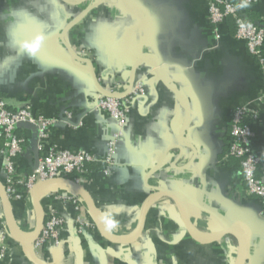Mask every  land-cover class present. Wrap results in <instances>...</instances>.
Wrapping results in <instances>:
<instances>
[{
  "label": "crops",
  "instance_id": "obj_1",
  "mask_svg": "<svg viewBox=\"0 0 264 264\" xmlns=\"http://www.w3.org/2000/svg\"><path fill=\"white\" fill-rule=\"evenodd\" d=\"M208 4L209 0H0V100L10 109L29 103L35 114L46 118L70 112L71 120L53 128L50 142L103 157L116 121L93 107L98 92L90 67L76 60L61 39L63 31L91 9L66 32L64 42L90 61L100 90L120 93L131 81L133 88L142 89L127 117L115 165L108 173L89 171L82 183L100 213H112L118 221L111 232L131 233L142 203L152 193L149 187H163L184 201L198 233L211 237L225 227H236L247 241L246 264H264V209L247 192L239 160L224 161L232 113L247 108L258 114L252 145L263 155L264 169V47L261 63L234 38L229 21L218 27L209 23ZM248 12L264 27V0ZM155 62L161 77L155 73ZM17 131L27 143L17 171L31 175L37 133ZM2 166L0 152L4 178ZM50 193L52 198L75 193L61 187L40 192L43 209L53 204L66 220L59 245L48 244L37 258L31 245L9 237L0 264H76L71 238L77 213L47 199ZM81 206L80 213L92 224L83 234L76 232L82 264H101L98 249L108 264H234L240 251L234 236L208 245L194 242L176 205L166 198L152 205L143 233L132 245L108 243L83 202ZM12 211L18 226L30 235L36 218L29 193L12 203ZM4 227L0 203V236Z\"/></svg>",
  "mask_w": 264,
  "mask_h": 264
},
{
  "label": "built area",
  "instance_id": "obj_2",
  "mask_svg": "<svg viewBox=\"0 0 264 264\" xmlns=\"http://www.w3.org/2000/svg\"><path fill=\"white\" fill-rule=\"evenodd\" d=\"M260 2V0H209L208 21L218 27L228 18L234 20V38L245 43L251 56L259 58L263 63L262 49L264 47V27L249 19L247 9ZM216 38H219L216 35ZM109 95L103 97L98 94L93 107L116 121L117 130L106 145L103 157L98 158L88 150L71 151L50 142L53 128L59 124L68 122L72 118L70 112H64L60 116L46 118L41 114H35L29 103H24L16 109L7 107L0 100V152L3 156L2 170L4 173V186L11 204L20 201L24 193H29L33 185L57 177L70 180L82 185L88 173L87 164L101 162L104 164L103 172L108 173L115 165V157L119 141L124 137L126 120L130 113L135 97L142 93L140 86L131 88L126 86L120 93L104 91ZM256 111L247 108H239L233 111L230 122V142L224 156V161L230 158L239 160L240 174L249 195L257 198L264 209V169L263 155L253 148L255 137L252 125L257 121ZM28 123L36 130V151L38 152V166L31 175L22 176L17 171L19 156L26 148L24 138L17 135V126ZM52 198V194L47 199ZM53 201L61 205H69L73 208L70 199L65 195L53 196ZM41 202H43L41 200ZM74 209V208H73ZM76 211V232L83 234L92 224L84 222ZM66 226V220L53 204L44 210V226L39 239L32 245L35 248L46 246L50 243L59 245L60 234ZM9 238L4 227L0 236V261L4 259L7 246L5 241ZM43 250L34 249V257L41 256ZM41 261V260H40ZM41 264H47L42 261Z\"/></svg>",
  "mask_w": 264,
  "mask_h": 264
},
{
  "label": "water",
  "instance_id": "obj_3",
  "mask_svg": "<svg viewBox=\"0 0 264 264\" xmlns=\"http://www.w3.org/2000/svg\"><path fill=\"white\" fill-rule=\"evenodd\" d=\"M91 9H87L80 15L77 19H75L62 33L61 39L63 41V44L67 48V50L74 56V58L78 61L85 62L86 64L89 65L90 67V75L92 77V80L94 82V85L96 87V90L98 94L102 95L103 97H108L106 93L101 91L98 86H97V80L96 76L94 74L92 65L90 61L81 59L78 57L72 50L71 48L64 42V35L66 34L67 31H69L74 25L78 23V21L81 19L83 15H85L87 12H89ZM154 60V59H153ZM156 68H155V73L161 77V71L159 69V64L155 62ZM133 86V81H131V84L129 85V90ZM19 128H26V129H33V126H31L28 123H21L17 126V129ZM183 147V144H180L178 147L179 150ZM38 152H37V158L35 161V168L38 166ZM160 168V167H159ZM46 187H61L68 189L75 193L76 195L79 196L81 201L85 204L89 215L91 217V220L93 222V225L95 226L97 232L99 235L105 239L108 243L114 244V245H132L136 243L139 238L141 237L143 230H144V225L146 221L147 214L149 213L152 205L161 198H166L171 200L177 207L183 228L185 229L186 233L192 239L194 242L202 245H208L212 243L219 242L221 239H223L225 236H234L240 246V251L238 254V257L235 261L234 264H246L247 260V241L243 233L237 229L236 227L229 226L225 227L222 230L218 231L215 235L211 237H203L200 233H198L191 221L190 218V213L188 211V208L184 201L173 191H170L166 188L163 187H149L152 193L147 196V198L144 200L142 203L139 214H138V220H137V225L133 229L131 233L128 235H117L114 234L111 231H107L104 227V225L100 222L99 217L102 215L98 208L96 207L94 201L91 199L90 195L88 192L82 187V185L76 184L70 180L64 179L57 177L52 180L44 181V182H38L35 185L32 186V188L29 191L30 199H31V204L35 213V229L34 233L32 236H28L27 233L23 232L21 228L18 226L17 222L15 221L13 211H12V204L9 201L6 191H5V186L4 183L0 180V203L2 207V212H3V218H4V223L5 227L7 230V233L9 237L16 243L20 244H29L33 245L40 237L43 226H44V209L42 206V202L40 199V192L43 188ZM75 235L72 236V250L75 256V262L76 264H82V259L81 255L79 253V247L77 243V233L75 231ZM98 255L101 264H108L107 263V258L105 257L103 251L101 249H98ZM130 264H151L150 261H130Z\"/></svg>",
  "mask_w": 264,
  "mask_h": 264
},
{
  "label": "rangeland",
  "instance_id": "obj_4",
  "mask_svg": "<svg viewBox=\"0 0 264 264\" xmlns=\"http://www.w3.org/2000/svg\"><path fill=\"white\" fill-rule=\"evenodd\" d=\"M33 172H34V170H33ZM69 199H70V202H71V204L73 205V208L75 209L76 208V210L77 211H79V215L82 217V220H84V222H87V223H91L90 222V220H89V218H86V217H84L81 213H80V210H81V203H82V201H81V199L78 197V196H76L75 194H72V195H66ZM34 226H35V221H33L32 222V228H34ZM47 246V245H46ZM46 246H43V247H40V248H35V246H32L33 247V250L35 249H38V250H45L46 249ZM41 255H42V253H41ZM40 263H42V261H40Z\"/></svg>",
  "mask_w": 264,
  "mask_h": 264
},
{
  "label": "clouds",
  "instance_id": "obj_5",
  "mask_svg": "<svg viewBox=\"0 0 264 264\" xmlns=\"http://www.w3.org/2000/svg\"><path fill=\"white\" fill-rule=\"evenodd\" d=\"M100 222L107 231H112L118 227V221L113 218L112 213H105L99 217Z\"/></svg>",
  "mask_w": 264,
  "mask_h": 264
},
{
  "label": "trees",
  "instance_id": "obj_6",
  "mask_svg": "<svg viewBox=\"0 0 264 264\" xmlns=\"http://www.w3.org/2000/svg\"><path fill=\"white\" fill-rule=\"evenodd\" d=\"M247 16L249 17L250 20L254 21V19L250 16L249 12L247 13ZM226 21H229L233 27V30L235 32V26H234V20L232 18H228ZM18 131H16L17 133ZM1 142V141H0ZM2 144V143H1ZM234 159V158H233ZM16 161H18V159H16ZM104 164L101 162H97V163H90L86 165V168L89 171L91 170H100L103 169ZM18 170V169H17ZM0 180L4 183V178L0 176Z\"/></svg>",
  "mask_w": 264,
  "mask_h": 264
},
{
  "label": "bare ground",
  "instance_id": "obj_7",
  "mask_svg": "<svg viewBox=\"0 0 264 264\" xmlns=\"http://www.w3.org/2000/svg\"><path fill=\"white\" fill-rule=\"evenodd\" d=\"M46 188H48V187H46ZM44 189V188H43ZM34 229H35V227H34ZM33 233H34V230H33V232L30 234V235H28V236H32L33 235ZM203 237H208V236H203Z\"/></svg>",
  "mask_w": 264,
  "mask_h": 264
}]
</instances>
